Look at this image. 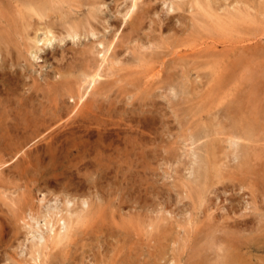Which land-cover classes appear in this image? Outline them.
Wrapping results in <instances>:
<instances>
[{"label":"rangeland","instance_id":"rangeland-1","mask_svg":"<svg viewBox=\"0 0 264 264\" xmlns=\"http://www.w3.org/2000/svg\"><path fill=\"white\" fill-rule=\"evenodd\" d=\"M67 1L71 3V16H74V20L80 21L81 19L84 21L86 17L99 30V36L103 32L109 38L101 35L98 39L91 36L86 38L82 36L76 41L68 39L60 45L55 43V48H57L55 51H52L50 46L46 48L44 52L39 53L40 58L37 61L29 56L32 66L28 73L32 74L35 82L39 80L37 83H44L46 79L53 82L62 81L64 86L62 83L58 85L57 93L52 97L54 101L58 98L61 102L67 101L66 103L69 104L66 105L63 102V107L74 105L76 100L73 101V98H68L67 87L77 91L76 88L84 70L82 56L88 55V60H93V62L100 60L98 62H101V56H96V53L92 56L93 47L97 46L95 43L97 40L105 39L104 42L109 44L110 40L115 38L116 41L120 40V42L114 41L116 49L114 47L113 49L116 52L113 49L111 53L109 52V64L103 63L102 68L105 69H102L101 72L102 79L85 96L84 105L83 101L79 105L76 104L75 111L71 112V114H76L78 110H83L82 114L86 115V118L76 117L75 123H71V120L70 123H66L67 127L62 126L53 140L57 141L53 151L41 147V150L36 153L31 151L33 147H29L26 154H21L23 161L19 162L18 165H14L12 168L1 167L3 170L0 168V230L4 239L2 240L3 245H0V264H35L34 261L36 264L40 262L41 264H225L224 262L228 258H234L235 264H251L253 262L258 264L262 262L261 264H263L264 0H150V2L149 0H137L135 10L128 15L126 12L133 0H72L73 3L71 0ZM166 1L168 4L164 5ZM105 4L106 6L103 7ZM77 9H80L81 12ZM223 22L224 24H222ZM120 29L122 32L118 31ZM98 49L99 47H97ZM256 49L259 52H256ZM62 51L68 53L67 60L65 59L64 62H66L65 65L69 66V69L57 75L54 67L58 63L57 59L60 58L58 56L61 55ZM114 53L117 55L115 56ZM119 53L121 54L120 57ZM68 55L70 56L68 57ZM23 65L24 63L21 64L20 68ZM111 66L115 67L112 68ZM52 71L55 73L53 74ZM258 71L261 73L259 74ZM68 72L69 77L67 76ZM106 74L109 77L105 76ZM246 77L250 78L247 79ZM252 78L254 81L251 80ZM26 80L31 83L30 78L27 77ZM241 84H243L242 87L239 86ZM256 87H259L260 91ZM249 91L251 92L249 93ZM253 92V95H256L254 97ZM176 95L180 97L178 96V98ZM258 99L261 100V103L257 101ZM226 104L229 105L226 106ZM88 105L91 106L88 107ZM231 108L233 109L231 110ZM252 110L253 112H251ZM214 112H217L215 113L216 117H213ZM229 112L231 113L229 114ZM78 113L81 114V111ZM91 114L92 116H90ZM225 116L226 118H224ZM213 118L217 121H213ZM217 122H219V126H217ZM250 124L257 127L254 129L255 131L253 130L255 134V138L253 136L255 142L253 141V143L244 141L243 144V140H240L241 142H237L239 141L237 140L236 143L227 140L226 137H221L226 136L230 131L246 133V127H250ZM212 126L216 131L214 133ZM207 127H211V130ZM220 128L222 129L220 130ZM258 128L262 132L258 131ZM202 130L204 134L207 132L210 135H202ZM73 133L84 140L86 139L89 146L78 154L77 160L71 156L66 162V160L63 161L62 156L65 154L67 142L73 138ZM71 136L72 138H70ZM198 139L200 140L194 144L193 141ZM211 140L215 142V150L213 149L211 155H206L204 145L209 144ZM235 145H237V149H235ZM216 147L221 148L217 149ZM190 148L191 150H188ZM235 151H238L237 154ZM222 154L223 156H221ZM233 154L238 155L237 158ZM257 155H262L259 160L254 159ZM202 156L203 158H200ZM205 156L208 159L209 156H212L210 162L213 163L208 164ZM245 156L251 157L249 165L242 163ZM81 157L82 159H80ZM28 158L29 161H25ZM54 162L57 164V168L52 166L53 164L56 165ZM222 162H226V164ZM100 165L103 167L100 168ZM208 165L219 170L210 171ZM20 166L22 167L20 168ZM247 166L250 168L249 170ZM257 166H260L259 169ZM51 167H54L50 171L53 175L47 171V169L51 170ZM186 169L189 170V173ZM193 169L198 170V172L192 171ZM207 169L211 173L207 178L208 183L205 184L206 179L202 175ZM24 171L26 173H23ZM43 171L45 174L42 173L43 175H41ZM184 171L187 173H183ZM197 173L203 178L199 177ZM216 173H219V177ZM189 175L190 177H188ZM41 176L46 178L42 177V179ZM35 183L38 184L35 185ZM18 186H21L22 189ZM16 187L19 189L18 191ZM36 189L37 191L40 189L41 192L36 194ZM187 190L188 192H186ZM30 193L33 195L31 196ZM218 195H220L219 198L216 197ZM42 196H44V201L41 202ZM66 198L72 202L71 211L75 214H84L85 219L78 222L77 217H74L70 238L56 245L48 244L47 247H41L39 258L37 257L38 259L35 260L29 254L32 236L27 234L28 231L23 226L21 217L27 216L30 211L34 212L35 209L37 212L43 208V205H48L51 202V205H55L60 211L58 216L65 215L67 209L64 204L68 200H65ZM227 198L230 202L227 201ZM56 199L58 201H55ZM202 199L204 200L200 202ZM85 200L88 204L85 203ZM12 203L15 205H13L14 207L11 206ZM160 203L162 204L160 205ZM191 204L193 205L191 206ZM73 206L74 208H72ZM161 207H164L163 212ZM170 212L173 213V217ZM190 214L191 216H189ZM224 215L228 217H224ZM16 219H20L22 223ZM39 222L46 230L43 231V235L46 236L48 232L50 233V227H48L49 225H47L48 229L44 227L45 220L42 218ZM220 226L223 231L220 230ZM54 227L59 230L61 225ZM36 235L39 237L38 234ZM249 235L250 238H246ZM220 236L221 238H219ZM231 237L234 239L232 240ZM258 237L263 240L260 238V242ZM257 239L261 245L257 243ZM255 240L257 245L254 243ZM244 241L248 243H246V247H244ZM250 241L252 242L249 243ZM224 247L226 250H222ZM227 247L230 249L229 251ZM23 256L27 257V262ZM219 257L220 260H218ZM19 260L20 262H18Z\"/></svg>","mask_w":264,"mask_h":264},{"label":"bare ground","instance_id":"bare-ground-1","mask_svg":"<svg viewBox=\"0 0 264 264\" xmlns=\"http://www.w3.org/2000/svg\"><path fill=\"white\" fill-rule=\"evenodd\" d=\"M70 1V0H69ZM74 1V0H73ZM89 1V0H88ZM87 1V2H88ZM148 1V0H147ZM239 1V0H238ZM241 1V0H240ZM72 2V0H71ZM84 2V1H83ZM86 2V1H85ZM86 2V3H87ZM150 2V0H149ZM163 2V1H162ZM165 2V1H164ZM181 2V1H179ZM231 2V1H229ZM233 2V1H232ZM73 3V2H72ZM76 3V2H75ZM101 3V2H100ZM204 3V2H203ZM206 3V2H205ZM137 0H133L129 10L126 12V14H130L133 12V10H135V7L137 6ZM143 4V2H142ZM168 4L167 1L166 3H164V5ZM235 4V2H234ZM86 5V4H85ZM100 5V4H99ZM237 5V4H236ZM247 5V4H246ZM87 6V5H86ZM98 6V5H96ZM101 6V5H100ZM106 4L103 6L105 7ZM207 6V5H206ZM221 6V5H220ZM66 7V8H65ZM71 3H69L67 0H0V168L2 167H8V168H12V166L14 165H18L19 162L23 161V158L21 156V154H26V152L28 151L27 149L29 147H33L31 148L32 150L31 151H35L37 153L38 150H41V147L42 149L43 148H46V150L48 151H53L56 147L55 145V142H57L56 140H54L57 132L59 131V129L62 127V126H66V123H75V118L77 117H82V118H86V115L84 116L82 114V111L83 110H78V108H76L79 111H81V114L76 112V114H71V112L75 109V106L77 107L76 104L79 105V103H81L84 98L86 99V95L89 94L91 92V90H93V88L96 87V84L98 83V81L100 79H102V69H105V68H102L103 67V63L107 62L108 63V54L109 52L111 53L112 52V49L115 45L114 41L115 38L111 41L110 40V43H105L104 40H95L96 42V45L97 46H94L93 49L94 51H92L93 55L94 56V53H96L95 55L96 56H101V62H98L100 60H97V62H93L88 60V55L87 56H82L83 58V67H84V70L82 72V77L80 78L79 80V83L77 85V88L75 91V89H69L67 87V91H66V94L68 95V98H73V101L72 103H74V105H69V106H66V107H63L62 106V103H66L64 100L61 102L60 100H57L54 101L52 99L53 95L55 93H57V89H58V85H60L62 83L61 82H56V81H49V80H45L44 83L42 82H38L39 80H37L36 78V82L33 80V77L31 76L32 74H29L28 73V70L29 68H31L32 66V63L30 61L31 58H29V56H31L33 59H36L34 61H37V59L40 58L39 56V53L41 52H44L46 48H48L49 46L52 48V51H55L57 48H55V43L56 44H63L66 42V40L70 39V40H73V41H76L78 38L80 37H93V38H97L100 37L101 35H104L103 32H101L102 34L99 36L100 32L99 30H97L96 27H94V25L85 17L86 20L84 21H78L77 19L74 20V16H71ZM81 7V6H80ZM84 7V6H82ZM95 7V5H94ZM101 7V8H103ZM168 7V6H167ZM171 7V6H169ZM100 8V10H101ZM173 8V7H172ZM249 8V7H248ZM92 9V8H91ZM127 9V8H126ZM167 9V8H166ZM229 9V8H228ZM245 9V8H244ZM250 9V8H249ZM78 10V9H77ZM80 10V9H79ZM78 10V11H79ZM88 10V9H87ZM96 11V9H94ZM103 10V9H102ZM179 10V9H178ZM209 10V9H208ZM234 10V9H232ZM97 11L99 12V10L97 9ZM120 11V10H119ZM122 11L124 12V10L122 9ZM211 11V10H210ZM237 11V10H236ZM239 11V10H238ZM81 12V11H79ZM118 12V11H116ZM122 12V13H123ZM136 12V11H134ZM121 13V14H122ZM197 13V12H196ZM238 13V12H237ZM77 14V13H76ZM90 13L88 12V15ZM119 14V12H118ZM125 14V15H126ZM134 14V13H133ZM79 15V14H78ZM82 15L83 12H82ZM126 15V16H127ZM240 15V14H239ZM77 16V15H76ZM80 16V15H79ZM79 16L77 17L79 19ZM87 16V14H86ZM92 16V15H91ZM124 16V17H126ZM241 16V15H240ZM246 16V15H245ZM259 16V15H258ZM73 17V18H72ZM146 17V16H145ZM194 17V16H193ZM244 17V16H243ZM247 17V16H246ZM128 18V17H127ZM208 18V17H207ZM94 19H95V16H94ZM105 19V18H104ZM209 19V18H208ZM255 19V18H254ZM107 20V19H106ZM130 20V19H129ZM224 20V19H223ZM246 20V19H245ZM249 20V18H248ZM247 20V21H248ZM128 21V20H127ZM126 21V22H127ZM143 21V20H142ZM164 21V20H163ZM211 21V20H210ZM254 22V21H253ZM125 23V21H124ZM216 23V22H215ZM256 23V22H255ZM107 24V23H106ZM121 24V23H120ZM127 24V23H126ZM213 24V23H212ZM220 24V22H219ZM218 24V25H219ZM224 24V22L222 23ZM108 25V24H107ZM122 25V24H121ZM125 25V24H124ZM208 25V24H206ZM228 25V24H227ZM36 26V27H34ZM209 26V25H208ZM216 26V25H215ZM258 26V25H257ZM242 28V26H241ZM104 29V28H103ZM118 29V28H117ZM214 29V28H213ZM228 29V28H227ZM254 29V27H253ZM123 30V29H122ZM226 30V29H225ZM239 30V29H238ZM246 30V29H245ZM106 31V30H105ZM118 31H121L118 30ZM255 31H257L255 29ZM122 32V31H121ZM253 33V32H252ZM122 34V33H121ZM41 35H43V37H41ZM112 35V34H111ZM110 35V36H111ZM120 35V34H119ZM105 36V35H104ZM114 36V35H113ZM123 36V35H122ZM106 37V36H105ZM102 38V37H101ZM106 38H109L106 37ZM123 38V37H122ZM131 39V38H129ZM128 40V39H127ZM133 40V39H131ZM159 40V39H157ZM155 40V41H157ZM120 42V40H118ZM116 41V42H118ZM125 41V40H124ZM123 41V42H124ZM122 42V44H123ZM128 42V41H127ZM129 43V42H128ZM158 43V41H157ZM164 43V41H163ZM127 44V43H126ZM131 44V43H130ZM140 44V43H139ZM125 45V44H123ZM151 45V44H149ZM126 46V45H125ZM90 47V46H89ZM97 47H99V49L101 48V50H97ZM91 48V47H90ZM116 49V47H114ZM138 49V48H137ZM259 50L261 49L260 47L258 48ZM256 49L257 51L256 52H259V50ZM63 50V49H62ZM89 50V49H87ZM114 50V49H113ZM127 50V49H126ZM264 50V49H263ZM80 51V50H79ZM82 51V50H81ZM115 51V50H114ZM125 51V50H124ZM61 52V50H60ZM91 52V51H89ZM88 52V53H89ZM116 52V51H115ZM130 52V51H129ZM152 52V51H151ZM261 52V51H260ZM64 53V54H62ZM61 55L58 56L60 58L57 59L58 63L55 64V72L58 74H61L63 71H67L69 69V66L68 65H65L66 62H64V60L67 58V54L68 53H65L64 51H62ZM81 54V52H79ZM90 53V54H92ZM128 53V51H127ZM253 53V52H252ZM60 54V53H59ZM115 56L117 55V53H114ZM120 54V53H119ZM123 54V52H122ZM158 54V53H157ZM113 55V54H112ZM127 55V54H126ZM130 55V54H129ZM128 55V56H129ZM253 55V54H252ZM260 55V54H259ZM70 55H68L69 57ZM110 56V55H109ZM121 56V54L119 55V57ZM261 56V55H260ZM56 57V55H55ZM112 57V56H111ZM131 57V56H129ZM73 58V57H72ZM75 58V57H74ZM95 58V57H94ZM114 58V57H113ZM116 58V57H115ZM124 58V56H123ZM149 58V57H148ZM71 59V58H70ZM78 59V58H77ZM257 59V58H256ZM259 59V58H258ZM261 59V58H260ZM67 60V59H66ZM123 60V59H122ZM46 61V59H45ZM73 61V60H72ZM114 61V60H113ZM33 62V61H32ZM60 62V63H59ZM78 62V61H77ZM24 63V65L20 68L21 64ZM111 63V62H110ZM114 63V62H113ZM117 63V62H116ZM71 64V63H70ZM82 64V62H81ZM109 64V63H108ZM122 64V63H120ZM106 65V64H105ZM118 65V64H117ZM133 65V64H132ZM262 65V64H260ZM73 66V65H71ZM82 66V65H81ZM211 67V65H209ZM253 66V65H252ZM264 66V64H263ZM19 67V68H18ZM38 67V66H37ZM107 67V66H106ZM112 68L115 67V66H111ZM117 67V66H116ZM138 67V66H137ZM261 67V66H260ZM229 68V67H228ZM231 68V67H230ZM251 68V67H250ZM109 68H107L108 70ZM252 69V68H251ZM76 70V69H75ZM230 70V69H229ZM253 70V69H252ZM72 71V70H71ZM109 71V70H108ZM256 71V70H255ZM53 74L55 73L54 71H52ZM76 72V71H75ZM81 72V71H80ZM106 72V71H105ZM104 72V73H105ZM264 72V71H263ZM262 72V73H263ZM66 73V72H65ZM107 73V72H106ZM172 73V72H171ZM258 73L260 74L261 72L258 71ZM256 73V74H258ZM74 74V73H73ZM72 74V76H73ZM158 74V72H157ZM161 74V73H160ZM243 74V73H242ZM264 74V73H263ZM69 75V72L67 74V76ZM111 75V73H110ZM113 75V74H112ZM232 75V74H231ZM230 75V76H231ZM51 76V74H50ZM55 76V75H54ZM65 76V75H64ZM62 76V77H64ZM70 76V75H69ZM68 76V77H69ZM79 76V75H78ZM77 76V77H78ZM105 76H108L109 75H105ZM167 76V75H166ZM233 76V75H232ZM30 78L31 79V83H29L26 78ZM53 77V76H52ZM58 77V76H57ZM75 77V76H73ZM198 77V75H197ZM241 77V75H240ZM264 77V76H263ZM105 78V77H104ZM200 78V77H198ZM247 79H249L248 77H246ZM61 79V78H60ZM225 79V78H224ZM236 79V77H235ZM245 79V80H247ZM77 80V79H76ZM232 80V79H231ZM253 80V78L251 79ZM162 81V80H161ZM175 81V80H173ZM233 81V80H232ZM241 81V80H239ZM254 81V80H253ZM252 81V82H253ZM257 81V80H255ZM75 82V81H74ZM176 82V81H175ZM263 82V81H262ZM76 83V82H75ZM206 83V82H205ZM211 83V82H209ZM227 83V82H226ZM237 83H241V82H237ZM249 83V81H248ZM264 83V82H263ZM77 84V83H76ZM75 84V85H76ZM166 84V83H165ZM174 84V83H173ZM208 84V83H207ZM223 84V83H222ZM230 84V83H229ZM63 85V83H62ZM99 85V84H98ZM210 85V84H208ZM260 86V84H258ZM263 85V84H262ZM64 86V85H63ZM222 86V85H220ZM225 86V85H224ZM237 86V85H236ZM240 87L243 86V84L239 85ZM238 86V88H239ZM246 86V85H245ZM244 86V88H245ZM251 87V85H249ZM254 86V85H252ZM257 86V85H256ZM217 87V86H216ZM230 87V86H229ZM234 87V86H233ZM255 87V86H254ZM228 88V87H227ZM232 88V87H231ZM235 88V87H234ZM237 88V87H236ZM253 88V87H252ZM180 89V87H179ZM214 89V88H213ZM212 89V90H213ZM218 91H219V88H217ZM230 89V88H229ZM254 89V88H253ZM256 89L259 90V87ZM109 90V89H108ZM166 90V88H165ZM171 90V89H170ZM191 90V89H190ZM211 90V89H210ZM238 90V89H237ZM250 90V89H249ZM60 91V90H59ZM74 91V92H73ZM106 91V90H105ZM173 91V90H172ZM179 91V90H177ZM231 91V90H230ZM241 91L243 92V90L241 89ZM260 91V90H259ZM77 92V93H76ZM167 92V91H166ZM170 91H168L169 93ZM174 94H175V89H174ZM192 92V90H191ZM220 92V91H219ZM232 92V91H231ZM241 92V93H242ZM251 91H249L250 93ZM255 92V91H254ZM254 92L252 93V95L254 94ZM263 92V91H261ZM59 93V92H58ZM164 93V92H163ZM172 93V92H171ZM188 93V92H187ZM233 93V92H232ZM236 93V92H235ZM234 93V94H235ZM244 93V92H243ZM246 93H247V90H246ZM245 93V95H246ZM259 93V92H258ZM257 93V94H258ZM60 94V93H59ZM170 94V93H169ZM184 94V93H182ZM213 94V93H212ZM211 94V95H212ZM240 94V93H239ZM256 94V93H255ZM261 94V93H260ZM97 95V94H96ZM104 95V94H102ZM167 95V93H166ZM208 95V94H207ZM259 95V94H258ZM174 96V95H173ZM177 97L179 95H176ZM229 96V94H228ZM242 96V95H241ZM249 96V95H248ZM256 96V95H253V97ZM261 96V95H260ZM259 96V97H260ZM168 97V96H167ZM175 97V98H177ZM180 97V96H179ZM178 97V98H179ZM213 97V96H212ZM223 97V96H222ZM244 98V96H242ZM246 97V96H245ZM171 98V97H170ZM203 98H205L203 96ZM257 98V97H256ZM255 98V99H256ZM172 99V98H171ZM222 99V98H220ZM248 99V98H247ZM261 99V98H260ZM66 100V99H65ZM70 100V99H69ZM168 100V98H167ZM173 100H176V99H173ZM179 100V99H178ZM218 100V99H216ZM234 100V99H233ZM250 100V99H249ZM264 100V99H263ZM60 101V102H59ZM259 101V99L257 100ZM261 101V100H260ZM259 101V102H260ZM98 102V100H97ZM170 102H172L170 100ZM175 102V101H174ZM223 102V101H222ZM227 102V101H226ZM250 102H252L250 100ZM258 102V103H259ZM87 103V102H86ZM173 103V102H172ZM177 103V101H176ZM231 103V102H230ZM229 103V104H230ZM261 103V102H260ZM69 104V103H66V105ZM142 104V103H141ZM228 104V105H229ZM254 104V103H253ZM252 104V106H253ZM83 105H84V101H83ZM94 105V104H93ZM147 105V104H146ZM217 105V104H216ZM220 105V104H219ZM226 104V106H228ZM231 105V104H230ZM259 105V104H258ZM264 105V104H263ZM82 106V105H81ZM91 106V105H88V107ZM224 106V105H223ZM234 106H235V103H234ZM241 106V105H240ZM94 107V106H93ZM230 107V106H229ZM233 107V106H232ZM236 107V106H235ZM257 107V106H256ZM261 107V106H260ZM87 108V107H86ZM97 108H99L97 106ZM218 108V106H217ZM222 109V107H220ZM219 108V109H220ZM234 108V107H233ZM231 108V110L233 109ZM237 108V107H236ZM90 109V108H89ZM180 109V108H179ZM178 109V110H179ZM218 109V110H219ZM225 109V108H224ZM223 110V109H222ZM226 110V109H225ZM230 110V109H229ZM238 109H236L237 111ZM250 110V109H248ZM255 110V108H254ZM75 111V110H74ZM220 111V110H219ZM227 111V110H226ZM235 111V112H236ZM233 112V111H231ZM229 112V114L231 113ZM239 112V110H238ZM253 112V110L251 111ZM256 112V111H255ZM78 113V114H77ZM86 113V112H85ZM94 113V112H93ZM215 113L217 112H214L213 114V117L215 116ZM71 114V115H70ZM219 114V113H218ZM260 114V113H259ZM234 115V113H233ZM257 115V113H256ZM92 116V114L90 115ZM221 116V114H220ZM255 116V114H254ZM262 116V115H261ZM216 117V116H215ZM223 117V115H222ZM257 117V116H256ZM218 118V117H217ZM226 118V116L224 117ZM93 119V118H92ZM219 119V118H218ZM263 119V118H262ZM217 119H214L213 118V121ZM222 120V119H221ZM233 120V119H232ZM256 121V119H254ZM80 121V120H79ZM203 121V120H202ZM201 121V122H202ZM238 121V120H237ZM248 121V120H247ZM241 122V121H240ZM259 122V121H257ZM215 123V122H214ZM219 126V122H217ZM245 123V122H244ZM263 123V122H262ZM208 124V123H207ZM256 124V123H255ZM264 124V123H263ZM84 125V123H83ZM205 125V124H204ZM203 125V126H204ZM210 125V124H209ZM208 125V126H209ZM221 125V124H220ZM237 125V124H236ZM257 126H259L257 124ZM67 127V126H66ZM205 127V126H204ZM213 127V126H212ZM222 127V125H221ZM71 128V127H70ZM195 128V127H194ZM199 128V127H198ZM211 128V127H210ZM209 127H207V129H210ZM62 129V128H61ZM65 129V127H64ZM189 129V128H188ZM202 129V128H200ZM222 128H220L221 130ZM254 129H257L256 126H254L253 124L251 125L250 124V127L247 126L246 127V133H239V132H234V131H230L228 132V134L225 136H221V137H226L227 140L229 141H237V142H241L240 140H243V144H244V141H247L249 143H253L254 139H253V136L255 135L253 130ZM211 130V129H210ZM213 130V133L215 131L214 127L212 128ZM238 130V129H237ZM69 131V130H68ZM199 131V130H197ZM203 131V130H202ZM208 131V130H206ZM255 131V130H254ZM258 131H261L262 130H259L258 128ZM216 132V131H215ZM60 133V132H59ZM70 133V132H69ZM72 133V131H71ZM212 134V131L210 132ZM62 134V133H61ZM67 134V132H66ZM204 134V131L202 133V135ZM209 133L206 132L205 135H208ZM217 134V133H215ZM214 134V135H215ZM63 135V134H62ZM79 135V134H78ZM198 135V134H197ZM196 135V136H197ZM210 135V134H209ZM223 135V134H222ZM257 135V134H256ZM260 135V133H259ZM189 136V135H188ZM195 136V137H196ZM203 136V137H204ZM262 136H264L262 134ZM185 137V136H184ZM190 137V136H189ZM194 137V138H195ZM211 137V136H209ZM257 137V136H256ZM260 138V136H258ZM72 138V136L70 137ZM191 138V137H190ZM193 138V137H192ZM255 138V136H254ZM258 138V139H259ZM213 139V138H212ZM132 140V139H131ZM129 140V141H131ZM185 140V139H184ZM200 139L198 140H194L193 143L195 144L196 141H199ZM206 140H209V139H206ZM68 141V140H67ZM71 141V142H70ZM67 142V146L65 148V154H63L64 156L63 157V161L67 160L73 156L74 158H77L79 157L78 154H80L84 149H86L88 146H89V143L88 141L85 139H83L82 137H79V136H76L75 133H73V138ZM127 141V142H129ZM186 141V140H185ZM218 141V140H217ZM226 141V140H225ZM225 141H224V144H225ZM257 141V139H256ZM191 142V141H189ZM222 142H223V138H222ZM236 142V143H237ZM255 142V141H254ZM44 143H46L44 145ZM131 143V142H130ZM133 143V142H132ZM203 143V142H202ZM218 143V142H217ZM233 143V142H232ZM65 144V143H64ZM227 144V143H226ZM248 144V143H247ZM256 144V143H255ZM262 144V143H261ZM60 145V144H59ZM129 145V144H128ZM192 145V144H191ZM190 145V146H191ZM204 145V143H203ZM61 146V145H60ZM59 146V148H60ZM101 146V145H100ZM220 146V145H218ZM233 147V144L231 145ZM237 149V145H235ZM241 146V145H240ZM239 146V147H240ZM251 146V145H250ZM254 146V145H253ZM258 146V145H257ZM264 146V145H263ZM262 146V147H263ZM64 147V146H63ZM129 147V146H128ZM193 147V146H192ZM191 147V148H192ZM197 148V146H194V148ZM200 147V146H199ZM205 148V152H206V155H211L212 154V151L213 149L215 148V142H213L211 140V142L207 145H204ZM231 147V148H232ZM245 147H248V146H245ZM135 148V147H134ZM133 148V149H134ZM188 149V150H191ZM217 148V147H216ZM221 148V147H219ZM217 148V149H219ZM223 148V147H222ZM249 148V147H248ZM254 148V147H253ZM257 148V147H255ZM58 149V148H57ZM132 149V148H131ZM187 149V148H186ZM203 149V148H202ZM216 149V150H217ZM239 149V148H238ZM215 150V149H214ZM264 150V148H263ZM197 151V150H196ZM195 151V152H196ZM223 151H224V148H223ZM234 151V149H233ZM30 152V151H29ZM58 152V150H57ZM194 152V151H193ZM198 152V151H197ZM218 152V150H217ZM238 151H235V153L237 154ZM257 152V151H256ZM54 153V152H53ZM59 153V152H58ZM96 153V152H95ZM200 153V152H199ZM249 153V152H248ZM43 154V153H42ZM191 154L193 155V153L191 152ZM198 154V153H197ZM219 154V153H217ZM224 154V153H223ZM223 154L221 156H223ZM230 154V153H229ZM232 154V152H231ZM242 154V152H241ZM240 154V155H241ZM254 154V153H253ZM55 155V154H54ZM53 155V156H54ZM61 155V154H60ZM88 155V154H87ZM187 155V154H185ZM184 155V156H185ZM196 155V154H195ZM194 155V156H195ZM199 155V154H198ZM225 155V154H224ZM235 155V154H233ZM232 155V157H233ZM256 155V154H255ZM26 156V155H25ZM29 156V155H28ZM27 156V157H28ZM83 156V155H82ZM197 156V155H196ZM200 156V155H199ZM227 156V155H225ZM231 156V155H230ZM238 156V155H235V157ZM262 156V155H261ZM260 155H257V157H254L255 160H259L261 158ZM26 157V158H27ZM175 157V156H174ZM207 158V161H208V164L210 163H213L212 161L210 162V159H212L211 157L212 156H209V159L207 156H205ZM31 158V157H30ZM56 158V156H55ZM87 158V157H86ZM192 158V157H191ZM200 158H203L200 157ZM220 158V157H219ZM225 157H223L224 159ZM228 158V157H227ZM234 158V157H233ZM237 158V157H236ZM62 159V158H60ZM82 159V157L80 158ZM99 159V158H98ZM185 159V158H184ZM183 159V160H184ZM205 159V158H204ZM57 160L58 157H57ZM84 160V159H83ZM200 160V159H198ZM203 160V159H202ZM225 160V159H224ZM230 160V158H229ZM250 160H251V157H248V156H245L243 159H242V163L243 165H249L250 163ZM25 161H29V158L28 160H25ZM33 161V160H32ZM61 161V160H60ZM97 161V160H96ZM227 161V160H225ZM52 162V161H51ZM65 162V164H66ZM253 162V161H252ZM53 163V162H52ZM55 163V162H54ZM71 163H74V162H71ZM184 163V162H183ZM194 163V162H192ZM202 163V161H201ZM224 163V162H222ZM22 164V163H21ZM28 164V163H27ZM26 164V165H27ZM50 164V162H49ZM56 164V163H55ZM75 164V163H74ZM99 164H101L99 162ZM204 164V163H203ZM226 164V162L224 163ZM229 164V163H228ZM259 164H261V162H259ZM264 164V163H263ZM48 165V164H47ZM60 165V164H58ZM70 165V164H69ZM77 165V164H76ZM102 165V164H101ZM100 165V168L103 167ZM193 165V164H191ZM236 165V164H235ZM252 165V164H251ZM31 166V165H30ZM52 166H57L56 165H52ZM99 166V165H98ZM199 166V165H198ZM203 166V165H202ZM210 166L209 167V170L210 171H218L216 170V168L214 166H211V165H208ZM217 166V165H216ZM222 166V165H221ZM242 166V165H241ZM19 167V166H18ZM22 166H20L21 168ZM34 167V166H33ZM32 167V168H33ZM65 167V166H64ZM74 167V166H73ZM76 167V166H75ZM218 167V166H217ZM224 167V166H223ZM248 167V166H247ZM258 167V166H257ZM260 167V166H259ZM258 167V169H259ZM263 167V166H262ZM1 168V169H2ZM30 168V167H29ZM36 168V167H35ZM54 167H51V170L47 169L48 172L52 171ZM57 168V167H56ZM187 168V167H186ZM189 168V167H188ZM194 168V167H193ZM256 168V167H255ZM250 168L248 167V170ZM257 169V168H256ZM3 170V169H2ZM102 170V169H101ZM180 170V169H179ZM187 170V169H186ZM195 169H193L192 171H194ZM201 170V169H200ZM207 169V171H204L203 175H202L206 181H205V184L208 183V179L209 178V174L211 173ZM221 170V169H220ZM262 170V169H261ZM23 171V169H22ZM46 171V173H47ZM189 170H187L188 172ZM198 172V170H195ZM186 171H184L183 173H185ZM186 172V173H187ZM191 172V171H190ZM222 172H224V170H222ZM253 172V171H252ZM23 173H26V171H24ZM42 173L45 174V172H41V175H43ZM52 173H55V172H52ZM189 173V172H188ZM201 173V172H200ZM221 173V172H220ZM238 173V172H237ZM22 174V172H21ZM51 174V172H50ZM192 174V172H191ZM195 174V172H194ZM198 176H199V173H197ZM218 174V177H219V173H216ZM240 174V173H239ZM238 174V175H239ZM20 175V174H19ZM27 175H29L27 173ZM49 175V174H48ZM53 175V174H51ZM222 175V174H221ZM10 176V174H9ZM12 176V175H11ZM40 176V175H38ZM194 176V175H192ZM214 176V175H213ZM245 176V175H243ZM21 177V176H20ZM43 176H41L42 178ZM45 177V176H44ZM43 177V178H44ZM190 177V175L188 176ZM195 177V176H194ZM193 177V178H194ZM197 177V176H196ZM195 177V178H196ZM201 177V176H199ZM201 177V178H203ZM4 178V177H3ZM10 178V177H9ZM42 178V179H43ZM46 178V177H45ZM48 178V177H47ZM18 179V177H17ZM38 179V178H37ZM179 179V178H178ZM225 179V178H224ZM227 179V178H226ZM11 180H12V177H11ZM38 180H41V179H38ZM215 180V179H214ZM212 181V180H211ZM222 181V180H221ZM8 182V181H7ZM11 182V181H10ZM36 182V181H34ZM39 182V181H38ZM240 182V181H239ZM5 183V182H4ZM22 183V182H20ZM28 183V181H27ZM190 183V182H189ZM225 183V182H224ZM11 184V183H10ZM38 183H35V185H37ZM13 185V183H12ZM16 185V184H15ZM18 185V184H17ZM16 185V186H17ZM34 185V186H35ZM204 185V184H203ZM241 185V184H240ZM255 185V184H254ZM14 186V185H13ZM39 186V185H38ZM45 186V185H44ZM208 186V185H207ZM15 187V186H14ZM19 187V186H18ZM21 187V186H20ZM19 187V188H20ZM185 187V186H184ZM205 187V186H204ZM202 187V188H204ZM245 187V186H244ZM17 188V187H16ZM27 188V187H26ZM37 188V186H36ZM186 188V187H185ZM247 188V187H246ZM3 189V188H2ZM22 189V187H21ZM51 189V188H50ZM263 189V188H262ZM14 190V189H13ZM19 189L17 188V191ZM29 190V189H28ZM3 191V190H2ZM6 191V190H5ZM37 191V189H36ZM40 191V189L36 192V194ZM43 191V190H42ZM65 191V190H64ZM69 191V190H68ZM200 191V189H199ZM232 191V190H231ZM7 192V191H6ZM10 192V191H9ZM30 192H31V187H30ZM41 192V191H40ZM67 192V191H66ZM188 192V190L186 191ZM194 192V191H193ZM191 192V193H193ZM208 192V191H207ZM218 192V191H217ZM216 192V193H217ZM221 192V191H220ZM256 192V191H255ZM13 193V192H11ZM49 193V192H48ZM47 193V194H48ZM64 193V192H63ZM70 193V192H69ZM199 193V192H198ZM197 193V194H198ZM14 194V193H13ZM20 194V193H19ZM25 194V193H24ZM31 194V193H30ZM29 194V195H30ZM43 194V193H42ZM46 194V193H45ZM68 194V193H67ZM184 194V193H183ZM206 194V193H205ZM215 194V192H214ZM253 194V193H252ZM263 194H264V191H263ZM28 195V194H27ZM33 194H31L32 196ZM66 195V194H65ZM216 195V194H215ZM255 195V194H254ZM18 196V195H17ZM79 196V195H78ZM81 196V195H80ZM85 196V195H84ZM199 196V195H197ZM203 196V195H201ZM220 195L216 196L219 198ZM251 196V195H250ZM253 196V195H252ZM4 197V196H3ZM19 197V196H18ZM17 197V198H18ZM67 197V196H66ZM77 197V196H76ZM193 197V196H192ZM212 197V196H211ZM228 197V196H227ZM262 197V196H261ZM33 198V197H32ZM50 198H53V197H50ZM58 198V197H57ZM73 198V197H72ZM85 198V197H84ZM167 198V197H166ZM187 198V197H186ZM31 199V198H30ZM34 199V198H33ZM46 199V198H45ZM59 199V198H58ZM58 199H56L55 201H58ZM68 198H66L65 200H67ZM86 199V198H85ZM230 199V198H229ZM264 199V198H263ZM19 200V199H18ZM32 200V199H31ZM40 200V199H39ZM38 200V203H40V201ZM79 200H82V199H79ZM198 200V199H197ZM204 199H202L200 202H202ZM219 200V199H218ZM225 200V198H224ZM44 201V196L41 197V202ZM48 201V200H47ZM50 201V200H49ZM53 201V200H52ZM83 201V200H82ZM86 201V200H85ZM196 201V200H195ZM227 201L228 198H227ZM257 201V199H256ZM7 202V201H6ZM12 202V201H11ZM23 202V200H22ZM37 202V201H36ZM51 202V201H50ZM199 203V200L197 201ZM205 202V201H204ZM230 202V201H229ZM233 202V201H232ZM251 202V201H250ZM254 202V201H253ZM262 202V201H261ZM34 203V201H33ZM52 203V202H51ZM51 203L48 205H43V208H41V210L35 211L32 212L30 211L29 214L27 216H24V217H21V220L23 222V226H25V228L27 229V234H31L32 236V240L30 241V250H29V254H30V257L32 256L35 260L39 258V250L41 249V247H47L48 244H51V245H56V244H59L61 242H63L64 240L70 238V233H71V227H72V224L74 223L73 221L75 220L74 217H77V220L78 222H82L84 221L85 219V215L82 214V213H74L71 211V206H72V202L71 200H67L66 203L64 204L66 206V209H67V212L65 215H61V216H58L60 215V211L57 209V207H55V205H51ZM84 203V202H83ZM85 203L88 204V202L86 201ZM84 203V204H85ZM54 204V203H53ZM162 203H160L161 205ZM232 204V203H231ZM251 205V203H249ZM248 204V205H249ZM14 204L12 203L11 206H13ZM42 205V204H41ZM61 205V204H60ZM59 205V206H60ZM86 205V204H85ZM193 204H191L192 206ZM223 205V204H222ZM227 205V204H226ZM247 205V203H246ZM253 206H255L254 204H252ZM258 205V204H257ZM9 206V205H8ZM15 206V205H14ZM13 206V207H14ZM27 206V205H26ZM34 206V204L32 205V207ZM83 206V205H82ZM187 206V204H186ZM195 206V205H194ZM202 206V205H201ZM224 206V205H223ZM259 206V205H258ZM24 207V206H23ZM62 207V205H61ZM204 207V205L202 206ZM239 207V206H238ZM243 207V206H242ZM248 207V206H246ZM256 207V206H255ZM21 208V206H20ZM74 208V206L72 207ZM84 208V207H82ZM162 208V212L164 211V207H161ZM199 209V206L197 207ZM218 208V207H217ZM257 208V207H256ZM77 209V207H76ZM170 209V208H169ZM188 209V207H187ZM190 209V208H189ZM201 209V208H200ZM221 209V208H220ZM258 209V208H257ZM10 210V209H9ZM25 210V209H24ZM160 210V209H159ZM168 210V209H167ZM219 210V209H218ZM222 210V209H221ZM224 210V209H223ZM237 210V209H235ZM253 210V209H252ZM259 210V209H258ZM63 211V209H62ZM166 211V210H165ZM169 211V210H168ZM173 211V210H172ZM176 211V210H175ZM186 211V210H185ZM188 211V210H187ZM226 211V210H225ZM247 211V210H246ZM4 212V210H3ZM1 212V213H3ZM79 212V211H78ZM209 212V211H208ZM218 212V211H216ZM223 212V211H221ZM220 212V213H221ZM233 212V211H232ZM243 212V211H242ZM8 213V212H7ZM10 213V211H9ZM166 213V212H165ZM172 213V212H170ZM185 213V212H183ZM191 213V212H190ZM212 213V212H211ZM225 213V212H224ZM5 214V213H4ZM189 214V213H187ZM19 215V214H18ZM121 215V214H120ZM180 215V214H179ZM232 215V213H231ZM239 215V214H238ZM14 216V214H13ZM126 216V215H125ZM173 213H172V217H173ZM191 216V214L189 215ZM193 216V215H192ZM216 216V214H215ZM4 217V216H2ZM10 217V216H9ZM151 217V216H150ZM159 217V216H158ZM224 217H228V216H225ZM6 218V217H5ZM44 219L45 220V223L43 224L44 227L46 229H48V227H50V233L46 232V236L43 235V231L45 230L39 220L40 219ZM147 218V217H146ZM152 218V217H151ZM12 219V218H11ZM168 219V218H167ZM228 219V218H227ZM17 220H20V219H16ZM20 220V223H22ZM151 220V219H150ZM190 220V218H189ZM216 220V219H215ZM13 221H15V219L13 218ZM43 221V220H42ZM41 221V222H42ZM202 221V220H201ZM5 222V221H3ZM44 222V221H43ZM160 222V221H159ZM187 222V221H186ZM189 222V221H188ZM191 222V221H190ZM195 222V220H194ZM207 222V221H206ZM230 222V221H228ZM8 223V222H7ZM19 223V222H18ZM77 223V222H75ZM154 223V221H153ZM208 223V222H207ZM206 223V224H207ZM217 223V222H216ZM227 223V222H226ZM1 224V223H0ZM12 224V222H11ZM167 224V223H166ZM219 224V223H218ZM230 224V223H228ZM232 224V223H231ZM234 224V223H233ZM47 225H49L47 227ZM57 225H61V227L59 228V230L57 228H55L54 226H57ZM155 225V224H154ZM190 225V224H189ZM14 227V225H12ZM78 226V225H77ZM188 226V225H186ZM210 226V225H208ZM213 226V225H212ZM228 226V225H227ZM251 226V225H250ZM185 227V226H184ZM189 227V226H188ZM207 227V226H206ZM221 227V226H220ZM230 227V226H229ZM4 228V227H3ZM7 228H9V226L7 225ZM15 228V227H14ZM20 228V226H19ZM23 228V227H22ZM150 228V227H149ZM154 228V227H153ZM213 228V227H212ZM216 228V227H215ZM219 228V227H218ZM242 228V226H241ZM5 229V228H4ZM155 229V228H154ZM161 229V228H159ZM226 229V228H225ZM235 229V228H234ZM234 229H233V232H234ZM240 229V228H239ZM22 230V229H21ZM24 230V229H23ZM221 231L222 230V227L220 228ZM232 230V229H230ZM46 231V230H45ZM44 231V232H45ZM208 231V230H207ZM246 231V229H245ZM19 232V231H18ZM159 232V231H158ZM167 232V231H166ZM166 232H163V233H166ZM214 232V231H212ZM230 232V231H229ZM240 232V230H239ZM15 233V232H14ZM23 233V232H22ZM154 233V232H153ZM162 233V234H163ZM220 233V232H219ZM247 233V232H246ZM38 234L39 237H36ZM155 234V233H154ZM213 234V233H211ZM221 234V233H220ZM224 234V233H223ZM156 235H159L156 233ZM164 235V234H163ZM216 235V234H215ZM16 236V235H15ZM27 236V235H26ZM25 236V237H26ZM74 236V234H73ZM162 236V235H161ZM167 236V235H165ZM214 236V235H213ZM222 236V235H221ZM221 236L219 238H221ZM224 236H226L224 234ZM259 236V235H258ZM8 237V236H7ZM19 237V236H18ZM24 237V236H23ZM160 237V236H159ZM164 237V236H163ZM230 237V236H229ZM239 237V236H238ZM243 237H244V234H243ZM254 237V236H253ZM264 237V236H263ZM166 238V237H165ZM164 238V239H165ZM210 238V236H209ZM208 238V239H209ZM212 238V237H211ZM225 238V237H223ZM227 238V236H226ZM232 240L234 239L233 237H231ZM241 238V237H240ZM246 238H250V235L249 237L247 236ZM255 238V237H254ZM259 238V237H258ZM261 238V237H260ZM259 238V241L261 242ZM27 239V238H26ZM218 239V237H217ZM217 239L215 238V241L217 242ZM245 239V237H244ZM262 239V238H261ZM3 237H2V232L0 230V245L2 246L3 245ZM9 240V239H7ZM158 240H161L158 238ZM166 240V239H165ZM185 240V239H184ZM203 240V239H202ZM210 240V239H209ZM213 240V239H212ZM220 240V239H219ZM242 240V239H241ZM263 240V239H262ZM213 240V242H215ZM229 241V240H228ZM247 241V240H246ZM253 241V240H252ZM252 241H250L249 243H251ZM258 241V239H257ZM259 241L257 242L258 244ZM227 243V241H225ZM256 242V240L254 241V243ZM264 242V241H263ZM243 243V242H242ZM247 243V242H246ZM245 241H244V247H246V244ZM68 244V243H67ZM159 244V242H158ZM177 244V243H176ZM180 244V243H179ZM214 244V243H213ZM223 244V243H222ZM240 244H241V241H240ZM256 244V243H255ZM254 244V245H255ZM161 245V243H160ZM234 245V244H233ZM251 245V244H250ZM257 245V244H256ZM261 245V244H260ZM22 246V245H21ZM25 246V245H24ZM66 246V245H65ZM210 246V245H209ZM215 247H217L216 245H214ZM225 246V245H224ZM236 246V245H235ZM242 246V245H241ZM7 247V246H6ZM198 247V246H197ZM213 247V246H212ZM219 247H221V245H219ZM226 247V246H225ZM222 248L223 249H225ZM263 247V246H262ZM9 248V247H8ZM25 248V247H24ZM28 248V249H29ZM55 248V247H54ZM228 248V247H227ZM242 248V247H241ZM249 248V247H248ZM248 248H246L247 250H249ZM258 248H260L258 246ZM20 249V247H19ZM208 249V248H207ZM215 249V248H214ZM219 249V248H218ZM221 250V249H219ZM261 249V248H260ZM22 250V249H21ZM26 250V249H25ZM54 250V249H53ZM212 250V249H210ZM221 250V251H222ZM226 250V249H225ZM230 249L228 248V251ZM245 250V251H247ZM209 251V250H208ZM216 251V250H215ZM233 251V249H232ZM231 251V252H232ZM236 251V250H235ZM252 251V250H251ZM8 252V251H7ZM21 252V251H20ZM226 252V251H224ZM240 252V251H239ZM43 253V251H42ZM19 254V253H18ZM21 254V253H20ZM23 254H26V253H23ZM48 254V253H47ZM51 254V253H49ZM219 254V253H217ZM245 254V253H244ZM45 255V254H43ZM28 256V255H27ZM47 256V255H46ZM52 256V255H51ZM229 256V255H228ZM12 257V256H11ZM10 257V258H11ZM24 257V256H23ZM38 257V258H37ZM48 257V256H47ZM207 257V256H206ZM231 257V256H230ZM246 257V256H245ZM19 258V257H18ZM17 258V259H18ZM25 258V257H24ZM27 258V257H26ZM26 258L24 260H26ZM45 258V257H44ZM44 258H42L44 260ZM50 258V257H49ZM12 259V258H11ZM10 259V260H11ZM16 259V258H14ZM205 259V258H204ZM245 259V258H244ZM220 260V257L219 259ZM238 260V259H237ZM5 261V260H4ZM3 261V262H4ZM7 261V260H6ZM14 261V260H13ZM51 261V260H50ZM208 261V260H207ZM239 261V260H238ZM264 261V260H263ZM8 262V261H7ZM20 262V260L18 261ZM18 262H15V263H18ZM23 263V261H21ZM27 262V260L25 261ZM35 264H36V261H34ZM44 262V261H43ZM173 262V261H172ZM222 262V261H221ZM261 262V261H259ZM6 263V262H5ZM29 263V262H28ZM213 263V262H212ZM225 264H235V261H234V258H228L225 262ZM244 263V262H243ZM246 263V262H245ZM251 263V262H249ZM254 264H258L257 262H253ZM251 263V264H253ZM262 263V262H261ZM260 263V264H261ZM7 264V263H6ZM21 264V263H20ZM30 264V263H29ZM33 264V263H32ZM41 264V262L39 263ZM44 264V263H43ZM53 264V263H52ZM264 264V263H263Z\"/></svg>","mask_w":264,"mask_h":264}]
</instances>
